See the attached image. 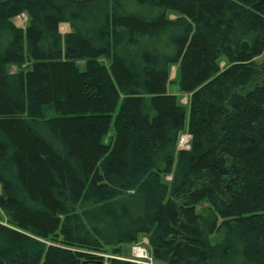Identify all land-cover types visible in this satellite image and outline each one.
Here are the masks:
<instances>
[{"label":"trees","instance_id":"1","mask_svg":"<svg viewBox=\"0 0 264 264\" xmlns=\"http://www.w3.org/2000/svg\"><path fill=\"white\" fill-rule=\"evenodd\" d=\"M0 211V264H264V0H0Z\"/></svg>","mask_w":264,"mask_h":264},{"label":"rangeland","instance_id":"2","mask_svg":"<svg viewBox=\"0 0 264 264\" xmlns=\"http://www.w3.org/2000/svg\"><path fill=\"white\" fill-rule=\"evenodd\" d=\"M169 16L171 18L174 17L173 14H169ZM12 22L15 26H17L18 28H21V29H24L26 27V24H27V16L26 14H21V15H18L16 17H14L12 19ZM62 27L64 29H62ZM70 31V27L69 25L67 24H60L59 25V32L61 34H65L67 32ZM220 66L222 67L223 66V62H221ZM18 69L17 66H9L8 67V71L10 73H13V72H16ZM169 79H170V82H169V85H168V92L169 93H172L174 95H176L178 98H179V101L181 104L185 105L186 107H188V100H189V95L188 94H185V93H181L179 90H178V86L176 84V80H177V66L173 65L171 66L170 68V75H169ZM166 180H169L170 179V176H167L165 178ZM208 208V204L207 203H201L200 205L197 206V210L199 213H204ZM6 221V216L5 214L0 211V222H3L5 223ZM220 238V234H214L213 236H211V240L213 242L215 241H218ZM147 238L145 236H141L138 240L137 243H134V244H131V245H122L121 247V254L120 255H113V252H112V249L111 248H108L106 252H103V253H97L98 256H101L104 262V264H110L109 260L111 258H117V259H130L129 257L132 256L131 254V251H132V247L133 246H139L141 247V249H144L145 250V257H141V258H136L135 256L132 257L136 260H139V264H157L155 263L150 254H149V249H148V246H147Z\"/></svg>","mask_w":264,"mask_h":264},{"label":"built area","instance_id":"3","mask_svg":"<svg viewBox=\"0 0 264 264\" xmlns=\"http://www.w3.org/2000/svg\"><path fill=\"white\" fill-rule=\"evenodd\" d=\"M189 141H190V135L187 133H183L182 135H180L179 140H178V148L179 149H188L189 148ZM145 250L141 249V247L139 246H133L132 247V251L131 254L132 256L130 257V261L135 262L137 264H139V260H136L132 257H136V258H141V257H145L144 255Z\"/></svg>","mask_w":264,"mask_h":264},{"label":"water","instance_id":"4","mask_svg":"<svg viewBox=\"0 0 264 264\" xmlns=\"http://www.w3.org/2000/svg\"><path fill=\"white\" fill-rule=\"evenodd\" d=\"M85 264V262H84ZM95 264H104L103 260H97Z\"/></svg>","mask_w":264,"mask_h":264},{"label":"bare ground","instance_id":"5","mask_svg":"<svg viewBox=\"0 0 264 264\" xmlns=\"http://www.w3.org/2000/svg\"><path fill=\"white\" fill-rule=\"evenodd\" d=\"M63 24H66L67 25V23H63ZM62 29H64V28L62 27Z\"/></svg>","mask_w":264,"mask_h":264}]
</instances>
